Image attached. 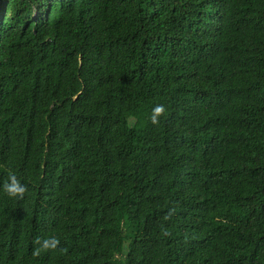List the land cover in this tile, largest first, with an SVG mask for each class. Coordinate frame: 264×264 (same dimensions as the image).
Instances as JSON below:
<instances>
[{"label": "trees", "instance_id": "obj_1", "mask_svg": "<svg viewBox=\"0 0 264 264\" xmlns=\"http://www.w3.org/2000/svg\"><path fill=\"white\" fill-rule=\"evenodd\" d=\"M0 264H264V0H0Z\"/></svg>", "mask_w": 264, "mask_h": 264}, {"label": "clouds", "instance_id": "obj_2", "mask_svg": "<svg viewBox=\"0 0 264 264\" xmlns=\"http://www.w3.org/2000/svg\"><path fill=\"white\" fill-rule=\"evenodd\" d=\"M161 110H162L161 107L158 106V107H156L153 111H154L155 113H159ZM153 121H155V116H153ZM15 191H16V192H22V191H23L22 186L19 187V188H15ZM47 243H48V242L45 241V244H47Z\"/></svg>", "mask_w": 264, "mask_h": 264}]
</instances>
